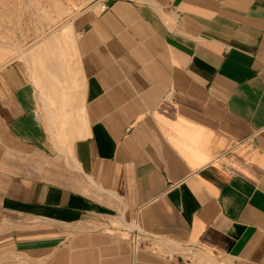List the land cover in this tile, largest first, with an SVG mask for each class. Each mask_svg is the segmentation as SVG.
<instances>
[{"label": "crops", "instance_id": "obj_1", "mask_svg": "<svg viewBox=\"0 0 264 264\" xmlns=\"http://www.w3.org/2000/svg\"><path fill=\"white\" fill-rule=\"evenodd\" d=\"M100 4L0 70V264H264V0Z\"/></svg>", "mask_w": 264, "mask_h": 264}, {"label": "rangeland", "instance_id": "obj_2", "mask_svg": "<svg viewBox=\"0 0 264 264\" xmlns=\"http://www.w3.org/2000/svg\"><path fill=\"white\" fill-rule=\"evenodd\" d=\"M102 0H0V70L6 65L24 60L45 39L56 38L68 24L83 12L98 6ZM68 35L63 33V37ZM52 47L59 46L53 40ZM65 42V39H64Z\"/></svg>", "mask_w": 264, "mask_h": 264}]
</instances>
